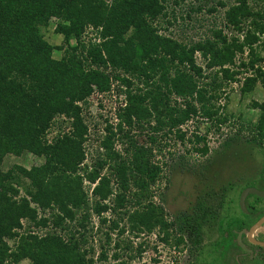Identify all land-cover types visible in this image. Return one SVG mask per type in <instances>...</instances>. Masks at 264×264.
I'll list each match as a JSON object with an SVG mask.
<instances>
[{
	"label": "trees",
	"instance_id": "16d2710c",
	"mask_svg": "<svg viewBox=\"0 0 264 264\" xmlns=\"http://www.w3.org/2000/svg\"><path fill=\"white\" fill-rule=\"evenodd\" d=\"M166 1L0 0V166L8 155L44 158L31 168L0 170V264L107 262L109 250L101 246L96 260V248L90 244L101 229L107 244L113 242V233L124 239L126 233L138 236L156 228L164 231L161 239L169 243L172 226L179 235L188 234L193 246L202 243L199 214L181 213L169 224L163 208L150 199L163 167L152 160L150 148L138 143L140 133L132 131L142 132L147 125L154 133L149 136L153 144L162 132L163 138L175 134L185 142L182 127L195 118L225 123L216 104L224 83L240 84L242 95L264 85V58L257 51L264 37V6L256 10L251 0H237L225 12V27L234 32L231 37L216 27L199 42H184L161 32L160 19H177L174 11L169 14ZM172 1L180 6L186 0ZM53 18L59 20L54 31L67 47L61 59L53 53L63 47H55L43 34ZM168 25L174 26V21L168 20ZM88 28L97 36L86 42ZM114 73L122 76L126 88L118 132L107 128L109 135L101 143L104 155L89 169L83 165L89 133L83 107L93 93L111 89ZM134 81L143 86L135 87ZM175 98L181 103H174ZM253 107L260 111L255 128L264 139V104L253 102ZM58 117L68 119L70 128L50 141L48 133ZM117 134L129 144L127 160L114 148ZM194 138L196 145L206 141L198 134ZM195 151L205 156L209 148ZM21 179L28 183L20 185ZM133 189L140 195L134 202ZM205 198L197 211L207 216L212 208ZM234 201L229 199L231 205ZM248 209V215L241 211L232 217L228 236L262 215L253 205ZM93 215L99 218L97 233ZM24 222L31 226L24 229ZM122 241L118 238L114 247L121 249ZM183 241L178 236L177 243ZM113 257L120 259L121 252Z\"/></svg>",
	"mask_w": 264,
	"mask_h": 264
},
{
	"label": "rangeland",
	"instance_id": "374dc122",
	"mask_svg": "<svg viewBox=\"0 0 264 264\" xmlns=\"http://www.w3.org/2000/svg\"><path fill=\"white\" fill-rule=\"evenodd\" d=\"M220 2L226 3V6H220ZM235 3L237 0H186L185 3L176 6L172 0H167L166 6L169 14L174 11L177 19L169 16V18L160 19L158 25H161L163 34L184 42H199L209 36L210 31L216 27L223 29L225 34L231 37L234 32L225 27V12ZM250 4L259 10L264 6V0L258 3L251 0ZM200 6L203 8L202 11H198ZM211 8H215L216 11L209 13L208 10ZM188 13L191 18H187ZM168 20L174 21V26L168 25ZM58 23L59 20L53 18L49 28L45 29L43 34L46 40L55 47H63L61 50L56 49L53 53L54 58L61 59L67 47L64 44V38L54 31ZM96 36V32L88 28L85 41L94 40ZM263 43L264 37L258 44L257 51L264 58ZM70 44L75 46L77 42L72 40ZM198 63L204 65V60L200 56H198ZM119 77L122 76L114 73L111 89L104 93H93L88 99L87 106L83 107V115L89 127L88 141L85 144L87 157L83 165L88 166L89 169L93 167L100 155H104L101 143L109 135L107 128H111L115 133L118 132V112L123 108L126 97V88L121 84ZM134 86L143 85L139 81H134ZM218 98L221 99H218L216 104L217 107L220 106L221 118H227L225 123L219 126L215 120L212 122L204 117L195 118L182 127L187 132L188 139L185 142L179 141L175 134L163 138L162 132L157 134V144H153L149 141V136H153L154 133L147 129V125L142 132L135 129L132 131L133 135L140 133L137 136L138 143L150 148L152 160L163 167L161 179L152 186L153 195L150 199L155 205L163 208L169 224L174 223L175 217L181 213L199 214L202 243L193 246L188 234L179 235L177 228L172 226L169 229L172 232L169 243L161 239L164 237V231L156 228L152 233L144 232L138 236L137 233L134 235L126 233L124 239L113 233V242L107 244L101 229L98 234H95L94 239L91 238L90 244L96 248L94 255L96 260L101 252V246H105L109 250V261L99 260L96 264H119L122 261L126 264H253L256 262L257 259L253 260L252 255L241 252L236 241V233L232 232V235L228 236L227 232L230 229L232 217L241 215L240 195L242 191L247 185L257 183L259 177L264 175V139L259 136L255 128L260 111L253 107V102L264 104V85L258 84L252 93L242 95L240 84L224 83ZM175 101L181 103L180 98L173 99L174 103ZM69 128L68 119L56 118L48 133V139L52 141L55 136L68 131ZM124 129L129 130L126 127ZM194 134L205 136L206 141L196 145L192 142L195 140ZM122 136L123 134L115 136L114 148L121 154L122 159L127 160L129 155L126 149L129 144L124 139L121 141ZM205 145L209 148L207 155L204 156L195 151L196 147ZM43 162L44 158L33 154L20 157L8 155L2 162L0 170L6 172L17 165L31 168ZM106 172L109 171L105 169L104 173ZM18 181L21 182L20 185H24L23 182L28 183L22 179ZM87 189L91 196V189L89 190L88 187ZM134 191L135 189L133 193ZM205 197L209 199V205L211 204L212 208V214L207 216L204 212L197 211L198 202L206 199ZM139 198L140 195L137 193L132 201L139 200ZM230 198L235 199L232 205L229 202ZM251 198L253 201L256 200L254 196ZM247 203L246 199V210L249 208ZM213 212L215 216H212ZM92 221L97 233L99 218L93 215ZM30 226V223L24 222V229ZM35 230L39 233L46 232V229ZM262 231H259L258 235L263 236ZM178 236H183L182 243H177ZM118 238L125 240V242L122 241L121 249L114 247ZM9 244L13 247L15 241L11 240ZM116 251L121 252V258L118 260L113 257ZM258 251L261 263H263L264 249ZM19 264H30V261L24 260Z\"/></svg>",
	"mask_w": 264,
	"mask_h": 264
},
{
	"label": "flooded vegetation",
	"instance_id": "af4514ba",
	"mask_svg": "<svg viewBox=\"0 0 264 264\" xmlns=\"http://www.w3.org/2000/svg\"><path fill=\"white\" fill-rule=\"evenodd\" d=\"M247 188H257L259 190H263L264 191V175H263V177H259V179L257 180V183H255L254 185L247 186L244 189H247ZM254 196H256V195H254ZM251 197H253V196L249 195L246 198L247 201L250 200L249 201V208L251 207V205H253L254 207H256V208H258L259 210L262 211V215L256 220V222H257L264 216V197L256 196V197L259 198V199L256 198V200H255L256 202L253 201V198H251ZM252 201H253V203H251ZM247 205H248V203H247ZM244 214L248 215L249 214V209H247V212H244ZM253 225H251L248 228H244V229H242L240 231H234L237 234L236 241L238 242V247L240 248L241 252H243L244 254L252 255V259L253 260L257 259V260H255L256 262L253 263V264H264V262L261 263L262 260H261V257H260V252L258 251L260 249H264V247L256 245V244H253L248 239V232H249L250 228ZM262 229H264V224L256 231V233L254 234V239L264 242V234H263V236L258 235L259 231H262ZM262 232L264 233V231H262ZM240 233H242L241 238H239ZM253 255L255 256V258H254ZM263 259H264V257H263Z\"/></svg>",
	"mask_w": 264,
	"mask_h": 264
},
{
	"label": "water",
	"instance_id": "95a60500",
	"mask_svg": "<svg viewBox=\"0 0 264 264\" xmlns=\"http://www.w3.org/2000/svg\"><path fill=\"white\" fill-rule=\"evenodd\" d=\"M249 195H256L258 197H264V191L263 190H259L257 188H247L244 189L240 195V207L242 208V210L244 212H247L246 208H245V202H246V198ZM264 224V216L257 221L249 230L248 232V239L250 240L251 243L259 245L264 247V242L262 241H258L254 239V234L256 233V231ZM242 233H240L239 238H241Z\"/></svg>",
	"mask_w": 264,
	"mask_h": 264
}]
</instances>
